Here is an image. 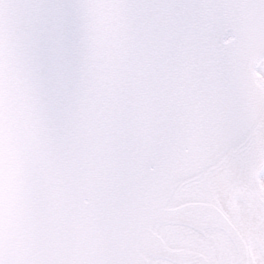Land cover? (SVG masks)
Instances as JSON below:
<instances>
[{
	"label": "snow or ice",
	"instance_id": "obj_1",
	"mask_svg": "<svg viewBox=\"0 0 264 264\" xmlns=\"http://www.w3.org/2000/svg\"><path fill=\"white\" fill-rule=\"evenodd\" d=\"M0 264H264V0H0Z\"/></svg>",
	"mask_w": 264,
	"mask_h": 264
}]
</instances>
